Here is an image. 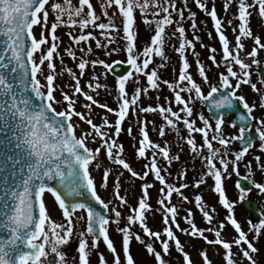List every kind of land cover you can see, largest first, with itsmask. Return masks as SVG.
<instances>
[{"label":"snow or ice","instance_id":"6c2138e0","mask_svg":"<svg viewBox=\"0 0 264 264\" xmlns=\"http://www.w3.org/2000/svg\"><path fill=\"white\" fill-rule=\"evenodd\" d=\"M193 2L197 9L210 18L221 46L218 60L216 47L202 42L200 45L208 48V59L213 66L220 68L223 65L225 69L217 73V83H212L205 64L195 51V42L201 41V37L197 34V12L191 10L189 0H182V5L177 0H101L102 15L96 12L91 0H78V6L73 4V0H0V264H68V254L62 250V246L68 245L73 237L78 240V264H91L92 250L98 252V264H136L130 250L133 239L144 246L155 264H170L168 257L173 246L182 257L183 264H195L176 235L177 230L193 239H202L206 245L217 246L214 254H220L222 247L224 264H238L234 258L238 255L233 251L234 245L248 264H258L256 257L260 250L249 240V234L254 233L253 239L264 234V212L258 222L249 220L248 231H244L234 216L238 201L228 198L224 180L233 173L240 176L238 164L253 148L255 140H259V148L264 151V116L256 119L253 115L257 107L264 110V94L260 96L259 104H249L246 97L238 93L242 85H250L254 92H260L257 83L250 79L249 69L251 65L260 64L257 57L259 51L264 50V38L254 33L250 22L254 13L264 19V0H222L225 14L231 12L233 6L236 8L226 22L218 15L215 2ZM137 11L151 33L150 43L146 41L142 47L137 46ZM105 19L107 22H104ZM186 19L191 21L192 38L186 35ZM117 20L122 24V39L126 41L123 49L109 47L118 43L120 24L116 23ZM234 21H238V24ZM172 25H175L174 31L168 35L166 29ZM61 26L69 29L67 35L70 44L64 53L75 63L78 73L65 64L59 51L63 41L57 31ZM226 26L231 27L235 34L234 46L226 35ZM35 27L40 28L39 37L35 35ZM90 27L93 30L86 31ZM76 29L79 30L78 34H74ZM97 29L99 36L106 42L97 38ZM212 35V32H208L210 38ZM173 38L179 41L178 46L174 47L179 68L178 76L170 81L162 79L157 68L150 69V65L154 63V56L164 61L159 65L160 68L171 62L165 47ZM245 39L253 41L251 50L242 42ZM93 40L97 49L105 50L106 56L121 50L127 53L126 63L130 70L116 76V108L95 98L93 93H97L101 87L107 88V84L99 82L98 76L93 75L92 82L87 84L91 92L82 86L81 81L89 65L93 69L96 65H102L106 72H111L113 64L120 63L86 59L93 53L90 43ZM82 42L86 47L82 46ZM73 45L79 49V56ZM189 50L196 57L195 64L201 82H197L190 71L191 63L186 54ZM241 51L252 58L251 64L241 58ZM57 57L60 58V70H57L54 62ZM234 66H238L239 70H234ZM64 73L71 77L73 84H56L57 78ZM141 75L146 77L147 86H140ZM130 81L135 85L131 95L126 90V84ZM260 83L264 84V77ZM161 85L167 86L172 98L164 97L166 104L142 106V94L148 95L150 89L158 91ZM203 85L210 89L207 94L202 90ZM65 87L72 89L71 94L63 90ZM57 91L60 92V99H57ZM80 96L86 101L82 105L86 111L76 108ZM155 99L160 100V96ZM197 100L201 103L207 101L211 109L224 111H214L211 117H206L202 112L197 116L194 107ZM55 105H62L61 110L58 111ZM93 106L106 110L99 124L94 123L91 115ZM141 113L145 117L148 113L158 114L162 119L158 129L155 121L146 118L140 120ZM108 114H113L115 120L110 121ZM130 114L138 119L135 134L131 123L126 129L128 136L138 143V146L134 145V155L147 161L142 174L135 171L124 158L125 148L119 142L121 133L125 131L123 124ZM228 114L234 117L232 127H237V120L243 123L238 134L224 133L222 126ZM74 117L89 125L90 130H83L77 135L78 124ZM213 119L214 124L210 122ZM252 120H256L258 125L254 129L255 135L251 134ZM181 122L186 135H182L178 127ZM149 123L161 138L165 137L166 128L173 130L177 137L184 140L191 153L201 158V171L192 186L199 188L207 183L206 178L214 180L212 191L218 194L219 204L227 210L224 220L216 221L213 215L216 208H210L202 195L196 194L194 206L208 227H198L192 209H188L183 217L189 227H181L179 208L172 198L174 194L179 196L181 207L184 202H191L182 191L190 186L186 181L187 169L179 171L178 186L166 179L165 173L171 176L170 166L174 161H180L181 157L179 153L171 152L170 141L165 140L162 146L150 139ZM194 134L201 135L202 143L198 144ZM89 139L93 142L98 140L99 146L89 147ZM213 142L221 147L215 146ZM234 142L238 147H233ZM104 156L112 165L121 166L122 169L114 178L113 198L108 200L99 195L91 168L95 162V168L101 169L100 159ZM230 156L234 159H230ZM158 157H162L169 167H161ZM255 160L261 171H264L261 157L256 156ZM247 167L249 175L243 179L264 194V183L250 180V162ZM123 170L143 181L141 195L134 206L129 205L126 195H121ZM112 171L111 167H103L99 188L108 187ZM150 175L161 185L157 190L155 208L151 204L149 191L154 184L146 179ZM236 187L239 189V201H244L252 190L251 187L241 186L239 180ZM46 193L54 197V203L62 210L63 223L51 218L46 206ZM116 201H119L120 206H129L130 214L125 217L117 207H110ZM80 211L86 213V217L77 215ZM157 212L161 215L163 227L153 230L147 222V214L155 216ZM106 213H114L115 219L110 221ZM81 222H85L86 226L78 229L77 224ZM110 223L117 225L116 233L121 236L123 259L114 240L110 238ZM137 224L140 232L133 227ZM228 225L237 234L231 241L222 236ZM206 233L213 234L214 238H209ZM88 237H91V244ZM101 238L113 257L111 261L98 251ZM197 254L202 264H212L207 250L200 249ZM50 256H54V259H49ZM72 264H76L75 257L72 258Z\"/></svg>","mask_w":264,"mask_h":264},{"label":"rangeland","instance_id":"374dc122","mask_svg":"<svg viewBox=\"0 0 264 264\" xmlns=\"http://www.w3.org/2000/svg\"><path fill=\"white\" fill-rule=\"evenodd\" d=\"M91 2L94 5L96 12L98 14L102 15V10L100 8L101 0H91ZM177 2H178V4L182 5V0H177ZM211 2H215L217 10H218V15L220 17L224 18L225 22L231 16V12L236 11L235 6H233L231 9V12L225 14L223 11V8H222V0H210V3ZM73 4L78 6V0H73ZM189 5L191 7V10L197 12V18H196L197 24H198L197 34L201 37V41L195 42V51L197 53H199L200 60L205 64L206 69L208 71V75L210 76L212 83H217V73L224 71L225 69H224L223 65H221L220 68H216L215 66H213L212 62L208 59V57L210 55L208 48H202L200 45L202 42L206 45L216 47L218 49L217 59L219 60L220 55H221L219 50H220L221 46L219 44L218 36H216V34H215V31H214V28L212 26V22H211L210 18L207 17L203 12H201L199 9L196 8L193 0H189ZM186 16H187V13H186ZM102 19H104V18L102 17ZM135 20H136V25L139 27V40L137 41V46L142 47L146 41L150 43L149 37H150L151 33L146 29V26L142 23L141 15H140L139 11H137L135 13ZM204 21H207V23H204ZM104 22H107L106 19ZM116 23L120 24V20H117ZM234 23L238 24V21H234ZM190 24H191V21H189L187 19L184 21V26L186 28V35L188 38H192V35H193V30L191 29ZM261 25H264V19H261L258 16V14L254 13L253 16L251 17L250 26H251L252 30L254 31V33H256V34L260 35L262 38H264V27H261ZM170 28H171V30H174L175 25L169 26L166 29V32L168 33V35H170V31H169ZM91 30H93L91 27L89 29H86V31H91ZM34 31H35V35H37V37H39L40 28L35 27ZM68 31H69V29L66 26H61L58 28L57 35L63 41V43L60 44L59 51L63 57L65 64L69 67H72L73 70L77 71V73H78V69H76L75 63L72 61V59L70 57H68L64 53V49L67 46H69V44H70V40H69V37L67 35ZM78 32H79V30L76 29L74 34H78ZM208 32L213 33L211 38L208 36ZM95 35L97 36V38L101 39L102 42H106V41H104L103 37L99 36V30L98 29L95 30ZM226 35L228 36L229 41L232 44V46H234L235 34L232 32L231 27L226 26ZM177 36H178V34H177ZM122 37H123L122 24H120V31H119V34L117 37L118 43H114V44L110 45L109 47L110 48L111 47H119V48L123 49L125 44H126V41H124L122 39ZM171 42H169L165 47V53L170 58L171 62L167 63L164 68H160L159 65L161 63H164V61H162L161 58L154 56L153 57L154 63L152 65H150V69L152 67L157 68L158 75H160V77L162 79H168L170 81H172L174 77L178 76V68H179L178 54L175 53V51H174V47L178 46L179 41L177 38H175L174 45H173L172 49L170 47ZM242 42H244L246 44V47L248 50H251V47L253 46V41L251 39H245ZM90 43H91V46L93 48V53H91L87 57H85L86 59H89V60L104 59L106 61V63H112L113 61L126 63L127 53L125 51L121 50L119 52L113 53L111 56H106L104 54V51H105L104 49H97L95 47V41L94 40L91 41ZM82 46L86 47V45H83V42H82ZM73 47L76 48L75 45H73ZM76 51H77V55L79 56L80 55L79 49L76 48ZM186 54H187L188 59L191 63L190 71L192 72V74H193L194 78L197 80V82H201V78L198 75V71H197L196 64H195L196 57L192 55L191 50H189ZM241 58L245 59V61L247 63L251 64L252 58L248 57L245 51H241ZM257 59L260 61V64L259 65H251L249 71L251 74L250 75L251 81L254 83H257V86L260 89V92H254L251 89L250 85H242L241 89H243V90H238V93L241 92V94H243L246 97V99H248L247 96H249V93L248 92L242 93L244 90H247L248 88H250V92L252 91L251 93H254V95L249 96V99L247 100L249 102V104H252V103L259 104L260 96L262 94H264V84L260 83V79L258 78L256 72L254 71L255 68H259L261 66V64L264 60V50L259 51ZM54 62L57 65V70H60L61 69L60 58L59 57L55 58ZM173 69H176V71H173ZM234 70H239L238 66H234ZM45 71H47L46 65H45ZM86 73H87L86 76L84 78H82V81H81L82 86L85 88V90L91 92V90H89L87 88V84L89 82H92L91 77L93 75L98 76L99 82L102 84H107V88L101 87L100 89L97 90V93H93L95 98L98 99L102 103H107L109 106L116 108L117 107L116 101L118 99L117 92H116V79L112 78V76H110L106 72V70L104 69V67L102 65H96V67L94 69L91 67V65H89V67L86 69ZM41 79H43V78L41 77ZM73 83H74V81L71 80V77L67 73H64L63 75L59 76L56 80L57 85H66V84L70 85ZM140 86H142V87L147 86V79L145 76H142V75L140 76ZM134 87H135V85H134L133 81H130L129 83L126 84V90L129 92L130 95L134 91ZM63 90L66 92H69V94H71V92H72V89L69 87H65ZM202 90L204 91L205 94H207V91H209L210 89L208 88L207 85H203ZM184 95L187 96L186 93ZM56 96H57V99H60V92L59 91L56 92ZM157 96H160V100H158V101L155 99V97H157ZM164 97H169V99H171L172 93L167 88L166 85H161V88L158 91L150 89L148 95L142 94L140 103L142 104V106H148L149 104H152L153 106H155V104H157V103L166 104L167 101L164 99ZM84 103H86L84 98L82 96L78 97V103L76 105V108L78 111H86L85 109L82 108V105ZM55 106L57 107L58 111L61 110V108H62V105H55ZM194 107H195V112H196L197 116L201 112L206 116V114L204 113V110L201 106L200 101H198V100L195 101ZM257 108L254 109L255 112H256ZM175 109H176V107H175ZM105 112H106V110L100 109L99 107H96V106H93V112L91 113V115L93 117L94 123H97V124L101 123L102 120L100 117ZM108 116H109L110 121L115 120L114 115L108 114ZM145 118L148 121H155V125H156L157 129L160 126V124L162 123L161 117L155 113H148L146 115V117H145V114L141 113L139 116V119L143 120ZM74 120L78 124L77 135H80L83 130H90V126L87 125L86 123L82 122V121H79V118L74 117ZM132 122L134 123V124H131L134 128V134L136 133L138 119L136 116L130 114V116L127 118L126 122L123 124V128L125 129V131L121 133V136L124 135L123 137H121V139L124 140V142H126V145L124 144V146L126 147L125 150L127 151L128 154H126L127 158H125V159H127L128 161H131L132 162L131 166L133 167V169L140 173L141 171L142 172L144 171V169L142 170V168L140 166L141 161H140V163H135V160L133 158L134 145L138 146V143H137V140H133L132 137H129L127 134V131H126L127 127L129 126V123H132ZM199 123L201 124V122L198 121V124ZM178 127L182 130V135H186V133L183 131L184 127H183L182 122L178 124ZM222 128H223V131L225 134H228V135L236 134L235 129L231 126L230 121L227 119H225V124L222 126ZM148 130L150 133V139H152L155 142H159V143L161 142L162 139L168 140L169 135H170V131L174 132L173 130L166 128V135H165V137L161 138V137H159L158 132L153 130V125L151 123L148 124ZM209 135L211 136L212 133H210ZM197 136H198V138H197L198 144L202 143L201 135L197 134ZM177 138H176V140H178V142H180V148L183 149V151H181V153H183L182 157H184V158H181L180 161H174L172 163V165L170 166V168H171L170 171L172 173V176L178 175L176 173L174 174V172L182 171V170H180V168L177 167V165H176L177 163L181 166V168H183V170L187 169V174L189 176L188 177L186 176L187 177L186 181L189 183L190 186L187 189H182V191L184 192V195L189 197L191 202H184L182 207H181L180 206V197L177 196L176 194L173 195L172 202L177 204V206L179 208V216L181 217V219L183 221H184L183 217L185 216L186 211L188 209H192V211L194 213L195 223L198 225V227L206 228V227H208V225L203 220L202 215L199 212V210L196 209L194 206V196L196 194L202 195L204 201L207 203V205L210 208L215 207L216 212H219V213L223 212L224 213L225 216H223V218L217 217L214 213L213 215H214V219L216 221L224 220L226 215H227V210L224 209L223 206L219 204L218 194H216V193H214V191H212V188L214 187V180H212L210 178H206V180H207L206 184L201 185L199 188L192 186L195 179L197 178V174L201 171L202 161H201L200 157L194 156V154L191 153L190 149L187 148L186 145H184V140L180 139L179 137H177ZM88 141H91V139H89ZM213 143L215 146L221 147L218 144H216V142H213ZM91 148H93V147H91ZM130 153H132V156H130ZM260 157L263 158L262 161H264V157L262 155H260ZM229 158L234 159V157H232V156H230ZM102 160H103V163L105 164L102 166V169L104 166H107V167L113 166L111 168L112 169L114 168V165H112L111 162L108 161L106 157H104ZM249 161H250L251 166L258 167L256 160L249 158ZM175 162H176V164H174ZM192 163L194 164V166L190 165ZM174 166L176 167V169L178 171L173 169ZM240 166H242L241 162L238 164V171L240 173V176H246L248 174L246 171V168L243 169ZM102 169H100V170H102ZM93 170H97V169L94 167ZM188 170H189V173H188ZM118 172H119V170L116 169V171H115L113 169L111 176H113V178H115V176L118 174ZM234 174L235 173H233L230 177H228L224 180V184L226 185V195L228 196V198L231 201H236V199H237V191H236L234 179L236 181L238 176H235V178H234ZM172 176H168V177L171 178ZM151 177H152V175H150L148 177L149 180ZM124 180L128 184L132 183L133 187L125 189L126 190L125 194L127 195L129 205L134 206L133 201H135V199H136L135 191H138L137 186L135 187L134 184L136 183L137 180H136V178L131 177V175L127 172V170H123V176L121 177L122 187H123V181ZM100 182H101V180L98 179L97 180L98 185L100 184ZM260 182H262V181H259V183ZM112 183L114 184V179H110V184H112ZM174 183L179 184V181L177 180ZM150 193H151V195H156L157 194V188H156V190L155 189L151 190ZM262 195L264 197V194H262ZM46 203L49 204V207L52 210L58 212V210L55 207V204H53L52 201H50V203H48V201H46ZM236 206H237V203H236L235 207ZM128 209L130 210L129 206H128ZM128 209H127V206L122 207V213L125 215V217L128 214H130ZM51 215L53 218H55L54 217L55 215L53 213ZM159 215H160V213H159ZM234 216L238 220V222L242 225L243 230L247 232L248 228H249V223H247L243 217L239 216V212H238L237 208L236 209L234 208ZM147 222H148L149 226H151V227H157L160 225L152 217H149L147 219ZM184 224L186 225V227H189L186 223H184ZM206 234L209 235V238H214L213 234H211V233H206ZM236 235L237 234L235 233V231L233 230V228L230 225H228L225 228V230L222 232V236L228 238L230 241ZM253 237H254V233H250L249 234V240H251L254 243V245L260 250V254L256 257L258 259V264H262V262H264V234H261L258 237V239H253ZM193 241L199 242V238L193 239ZM187 242L189 244L192 243V239L189 238L187 240ZM198 244L202 247V249L207 250L209 257L212 261V264H220V263H218L220 261H221V264L222 263L224 264V262L222 260V255L224 253V250L222 247H220V254H214V248H216L217 246L206 245L203 240L202 241L200 240V242ZM245 247H246V245H245ZM189 248H190V250H193V248H191V246H189ZM172 249L174 250L175 247L173 246ZM130 250H131V253L136 260V264H150L149 254L145 252L146 249L144 248V246L142 244L136 242L133 239L131 246H130ZM92 251H94V250H92ZM233 251H234V253H238V255H236L234 257L237 260L238 264H248V261L246 259H243L242 253L239 252V249L235 245L233 247ZM102 253H104V255H106V257L109 254V252L104 251V250H102ZM121 258L123 259L122 256H121ZM91 262H92V254H91Z\"/></svg>","mask_w":264,"mask_h":264},{"label":"water","instance_id":"95a60500","mask_svg":"<svg viewBox=\"0 0 264 264\" xmlns=\"http://www.w3.org/2000/svg\"><path fill=\"white\" fill-rule=\"evenodd\" d=\"M128 67L126 66H122L120 64H115L113 65V70L111 71V73L114 75V76H118V75H123L125 74L127 71H128ZM258 74L259 76L262 78L264 77V64H263V68L261 70L258 71ZM214 95H218V94H214ZM204 106H206L207 108V111L208 113L210 114V116H212V113L214 111H224V110H215V109H211L209 106H208V102L205 101L204 103ZM214 120V119H213ZM236 124L237 126L241 127L243 126V123L240 122V121H236ZM241 183V186H247L249 187L248 183L247 182H240ZM83 199V198H81ZM98 207V210H99V206ZM242 208L245 210V212L249 215V217H251L252 219H257L258 218V213H257V207L256 205H254L253 203H250V202H246V201H243L242 202Z\"/></svg>","mask_w":264,"mask_h":264},{"label":"flooded vegetation","instance_id":"af4514ba","mask_svg":"<svg viewBox=\"0 0 264 264\" xmlns=\"http://www.w3.org/2000/svg\"><path fill=\"white\" fill-rule=\"evenodd\" d=\"M260 116L262 117V116H264V115L260 114ZM256 125H257L256 122H255V124H252V131H254ZM256 148H257V149H260V148H259V141L256 142V143H254V146H253L252 149H250L249 153H250V152H253L254 150H256ZM263 154H264V151H263ZM252 173H254L253 170H252ZM252 175H253V174H252ZM263 176H264V171H263ZM252 177H253V176H252ZM252 180H254V181H260V180H262V182L264 183V177H262L260 180H257V179H255V178L253 177ZM255 191H258V195H257L258 198H259L258 201L260 202L261 206L264 208V197L261 198V194H262V193H260L258 189H255V187L252 188V190L250 191V193H253V192H255ZM262 196H263V195H262ZM253 197H254V196H250L249 199H252ZM77 242H78V241H77ZM76 251H77V246H76V245H75L74 247H71V252H76Z\"/></svg>","mask_w":264,"mask_h":264}]
</instances>
